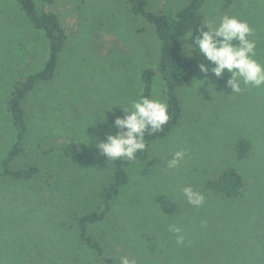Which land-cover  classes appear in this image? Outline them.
<instances>
[{
  "label": "rangeland",
  "instance_id": "374dc122",
  "mask_svg": "<svg viewBox=\"0 0 264 264\" xmlns=\"http://www.w3.org/2000/svg\"><path fill=\"white\" fill-rule=\"evenodd\" d=\"M146 1L147 11L160 13L189 0ZM222 3L204 0L203 21L223 14L247 21L257 40L256 58L264 63V0ZM46 9L57 14L69 37L54 78L23 102L27 130L11 167L32 164L38 172L24 180L0 176V264H102L80 241L75 217L97 208L96 190L108 178L110 161L95 143L117 131L114 116L123 115L118 106L140 95L142 69L154 70L151 96L163 100L159 41L125 0H54ZM183 43L179 55L194 61V72L177 91L180 121L152 142L144 163L129 168V182L108 219L88 226L87 234L114 264L122 255L137 264H264V88L242 85L240 93H231L227 70L219 78L209 72L205 80L197 65L208 62L198 54L186 58ZM46 57L43 32L17 2L0 0V165L16 140L6 98L13 83L39 70ZM89 138L88 146L81 143ZM240 138L248 139L250 149L238 160ZM70 140L77 151L68 157L57 147ZM178 150L185 156L169 168ZM226 167L243 177L238 199L202 190ZM186 185L205 194L200 208L186 201ZM173 224L182 229V243L169 231Z\"/></svg>",
  "mask_w": 264,
  "mask_h": 264
},
{
  "label": "trees",
  "instance_id": "16d2710c",
  "mask_svg": "<svg viewBox=\"0 0 264 264\" xmlns=\"http://www.w3.org/2000/svg\"><path fill=\"white\" fill-rule=\"evenodd\" d=\"M27 17L31 25L43 32L47 43V57L42 67L17 79L12 86L7 98L6 107L10 114L16 131V140L8 148L6 155L1 160L0 176H9L15 179H30L38 172L36 165L28 164L20 168H12L11 162L22 152V138L27 130L26 114L23 102L28 93L38 84L50 82L58 67L61 51L66 47L68 33L61 25L59 17L46 7L54 0H14ZM129 10L143 17L149 22L159 41L157 70L163 82V100L168 105L170 120L161 131L146 132V149L136 154V160L110 161L108 178L101 183L96 190L97 208L86 211L75 217L78 237L80 241L95 251L100 256L102 264H114V258L105 256L100 243L87 234L90 225L101 223L108 219L115 198L120 194L129 182V168L136 163H144L148 158V152L153 141L165 138L172 128L181 119V106L177 91L183 87L192 77L194 72V61L183 59L179 55L180 42L184 33L197 28L203 21L200 8L204 0H189L178 9H170L166 12L153 13L147 11L146 0H125ZM234 0H223V7H228ZM154 70L144 68L140 73L141 92L140 95L151 96L152 77ZM58 149L65 156H70L77 151V144L70 140L60 144ZM250 143L246 138H240L235 144V155L238 160L248 155ZM244 180L234 167H226L219 171L215 177L204 182L202 190L223 195L226 198L238 199L243 195Z\"/></svg>",
  "mask_w": 264,
  "mask_h": 264
},
{
  "label": "clouds",
  "instance_id": "9594fccd",
  "mask_svg": "<svg viewBox=\"0 0 264 264\" xmlns=\"http://www.w3.org/2000/svg\"><path fill=\"white\" fill-rule=\"evenodd\" d=\"M253 31L247 21L235 15L223 14L218 21H202L196 28L198 35H193L192 28L184 33L182 39L185 43L181 45V51L186 58L198 54L208 62L197 65L205 80L208 79L209 72L219 78L227 70L230 75L226 87L230 88L231 93H240L242 85L264 88V63L256 58L257 40L253 38ZM189 40L191 43L187 42ZM118 107L123 115L114 116L113 125L117 131L114 134L107 133L103 140H97L95 148L107 161H134L136 154L146 149V132L161 131L170 120L168 105L155 96L139 95L137 99ZM106 110L111 111L112 107ZM100 120H105L104 114ZM89 140L90 138L81 143L88 146ZM184 156V150L174 152L167 166L178 167ZM182 193L186 201L195 208L204 204L205 194L191 185L184 186ZM169 231L176 234L178 244L183 242L184 236L180 227L170 225ZM119 261L120 264H137L135 259H129L126 255L120 256Z\"/></svg>",
  "mask_w": 264,
  "mask_h": 264
}]
</instances>
